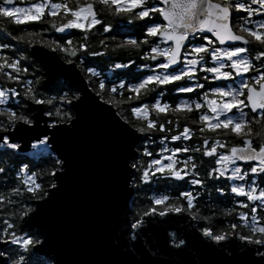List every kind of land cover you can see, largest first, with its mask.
I'll list each match as a JSON object with an SVG mask.
<instances>
[{"label": "snow or ice", "instance_id": "1", "mask_svg": "<svg viewBox=\"0 0 264 264\" xmlns=\"http://www.w3.org/2000/svg\"><path fill=\"white\" fill-rule=\"evenodd\" d=\"M0 25V264L55 259L41 222L94 120L120 234L73 264H165L141 239L159 224L179 264H264V0H0Z\"/></svg>", "mask_w": 264, "mask_h": 264}, {"label": "water", "instance_id": "2", "mask_svg": "<svg viewBox=\"0 0 264 264\" xmlns=\"http://www.w3.org/2000/svg\"><path fill=\"white\" fill-rule=\"evenodd\" d=\"M72 147L74 168L68 178L65 192L41 222L50 234L51 254L55 258L50 261L52 264H55V260H60L62 264H73L97 259L109 251L110 240H115L120 234V229L113 235L109 228L110 218L115 211L109 199L107 180L114 150L110 130L102 121L94 120L81 130ZM129 209H132L131 201H122V217ZM39 227L40 224L33 223L31 230H39ZM166 229L173 230L166 224H159L147 237H142L143 249L153 254L154 259L165 264H179L181 257L170 255L163 248ZM149 240L150 244L147 243ZM132 251L137 264H148V256L134 249ZM188 251L197 264H200L203 257L197 250L192 248Z\"/></svg>", "mask_w": 264, "mask_h": 264}, {"label": "trees", "instance_id": "3", "mask_svg": "<svg viewBox=\"0 0 264 264\" xmlns=\"http://www.w3.org/2000/svg\"><path fill=\"white\" fill-rule=\"evenodd\" d=\"M31 2H33V0H24L23 2H22V4L23 5H26V4H29V3H31ZM85 2V0H80V3L82 4V3H84ZM72 3L73 4H75L76 3V0H72ZM111 19V22L113 23V25L114 26H117L118 25V27H115V31H114V35H116V37H117V40H120V39H123V37L126 35V34H128V33H130V31H131V29H130V27H127V26H125L121 21H122V18L121 17H111L110 18ZM58 23H59V20L57 21ZM26 27H29L30 28V26H26ZM74 40H75V38H74ZM118 56H124V55H127V53H118L117 54ZM106 75H107V77L111 80L112 78H113V73L112 72H106ZM61 80L63 79V77L62 78H60ZM181 123H183V120L181 121ZM234 143H238L239 141H233ZM22 155H24V156H28L29 158H31V155H30V153H23ZM173 194H175V193H173ZM148 196H151L152 195V193L150 192V193H148L147 194ZM145 203H147V200H145L144 201ZM138 206V205H137ZM136 206H134V205H132V209H134ZM49 264H52L51 262H49Z\"/></svg>", "mask_w": 264, "mask_h": 264}, {"label": "flooded vegetation", "instance_id": "4", "mask_svg": "<svg viewBox=\"0 0 264 264\" xmlns=\"http://www.w3.org/2000/svg\"><path fill=\"white\" fill-rule=\"evenodd\" d=\"M24 0H21V6H27L28 4H26V5H23L22 4V2H23ZM3 26L2 25H0V28H2Z\"/></svg>", "mask_w": 264, "mask_h": 264}]
</instances>
